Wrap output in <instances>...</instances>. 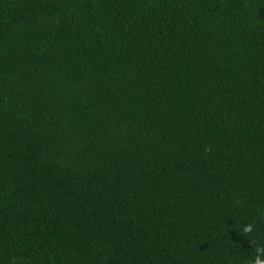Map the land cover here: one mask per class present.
Listing matches in <instances>:
<instances>
[{
    "label": "trees",
    "instance_id": "trees-1",
    "mask_svg": "<svg viewBox=\"0 0 264 264\" xmlns=\"http://www.w3.org/2000/svg\"><path fill=\"white\" fill-rule=\"evenodd\" d=\"M258 249L264 0H0V264Z\"/></svg>",
    "mask_w": 264,
    "mask_h": 264
},
{
    "label": "clouds",
    "instance_id": "clouds-1",
    "mask_svg": "<svg viewBox=\"0 0 264 264\" xmlns=\"http://www.w3.org/2000/svg\"><path fill=\"white\" fill-rule=\"evenodd\" d=\"M258 252L264 253V249H258ZM256 264H264V261H260L259 258L256 260Z\"/></svg>",
    "mask_w": 264,
    "mask_h": 264
}]
</instances>
